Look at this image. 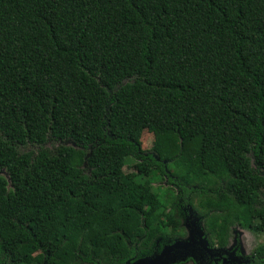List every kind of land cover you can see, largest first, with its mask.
Wrapping results in <instances>:
<instances>
[{
  "label": "trees",
  "instance_id": "1",
  "mask_svg": "<svg viewBox=\"0 0 264 264\" xmlns=\"http://www.w3.org/2000/svg\"><path fill=\"white\" fill-rule=\"evenodd\" d=\"M3 170L0 263L126 264L188 205L212 245L264 232V0H0Z\"/></svg>",
  "mask_w": 264,
  "mask_h": 264
},
{
  "label": "rangeland",
  "instance_id": "2",
  "mask_svg": "<svg viewBox=\"0 0 264 264\" xmlns=\"http://www.w3.org/2000/svg\"><path fill=\"white\" fill-rule=\"evenodd\" d=\"M154 137L153 134L150 131H145L142 136V147L145 151L154 153L157 159L159 158L161 161L168 162L167 159L161 158L159 155L152 151ZM64 145V146H73L78 148L79 146L71 141V140H63V139H55L50 137L48 141L43 145L44 148L54 150L57 147ZM20 151L26 152V151H33L37 152L40 149V146L38 145H30L27 144L26 146H21ZM254 166V164H253ZM255 167V166H254ZM138 168L136 165V162L134 159H128L127 164L124 167L125 173H133L137 172ZM89 172V171H87ZM0 175L8 177L7 172L3 170ZM157 175V174H156ZM261 187L258 193L257 200L255 201L253 205V213H264V172H261ZM148 185L145 186V192L148 193L149 191H156L164 200H167L171 194L174 192V187L170 185V182H168L165 178L158 175L151 177L149 182H147ZM196 211V215H199V212L194 208ZM255 222H258L259 217L254 219ZM185 223V218L183 220V226ZM177 224V221H172L171 225L174 226ZM185 234L187 237L189 235V231L187 228H185ZM170 231V230H169ZM234 239H237L240 245L242 246L243 252L245 254H251L256 250L259 246H264V233H256L252 231L249 228H246L240 224H235L231 228V236H230V245L232 246L234 243ZM230 246V247H231ZM185 264H192L191 262L185 263Z\"/></svg>",
  "mask_w": 264,
  "mask_h": 264
},
{
  "label": "water",
  "instance_id": "3",
  "mask_svg": "<svg viewBox=\"0 0 264 264\" xmlns=\"http://www.w3.org/2000/svg\"><path fill=\"white\" fill-rule=\"evenodd\" d=\"M158 160L160 159L158 158ZM190 210L194 213L193 208H190ZM185 225L189 231L187 237L167 244L161 252H155L151 255L128 261L126 264H177L186 262L189 259L198 261L207 254L214 256L227 250L224 248L213 249L209 246V240L203 227L204 224L201 216L191 214Z\"/></svg>",
  "mask_w": 264,
  "mask_h": 264
},
{
  "label": "flooded vegetation",
  "instance_id": "4",
  "mask_svg": "<svg viewBox=\"0 0 264 264\" xmlns=\"http://www.w3.org/2000/svg\"><path fill=\"white\" fill-rule=\"evenodd\" d=\"M164 178L169 182V177L167 174H164ZM170 185H173V184L170 183ZM190 208H193V207L188 205V207L186 208L185 223H184L185 228H187L185 224L187 222V219L191 216V214L196 215V211L194 210V208H193L194 213H192ZM205 232H206V230H205ZM262 233H264V232H262ZM206 235H207V238L209 240L207 232H206ZM182 238H185V237H182ZM177 239H181V238H176L174 240L170 239L164 243H161V241H162L161 238L157 239L156 245L154 246V250L151 254H153L155 252H161L162 249L164 248V246H166L167 244L173 243ZM209 244H210L209 246L213 249L224 248L227 250L224 252H221V254H217L214 256L207 254L204 258H202L198 261L189 259L186 262H181L180 264H185L188 262H191L192 264H264V253L263 254L260 253L261 250L264 249V246L257 247L256 250H254V252L251 254H245L243 252L242 246L240 245V243L238 242L237 239H234V243L232 246L230 245V239H229V244L226 247H220L218 245H212L210 240H209ZM133 260H135V259H130L128 261H133ZM177 264H179V263H177Z\"/></svg>",
  "mask_w": 264,
  "mask_h": 264
}]
</instances>
